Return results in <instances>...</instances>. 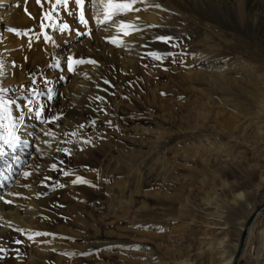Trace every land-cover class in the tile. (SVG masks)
Instances as JSON below:
<instances>
[{
    "label": "bare ground",
    "instance_id": "obj_1",
    "mask_svg": "<svg viewBox=\"0 0 264 264\" xmlns=\"http://www.w3.org/2000/svg\"><path fill=\"white\" fill-rule=\"evenodd\" d=\"M47 1L55 3V0ZM35 2L0 0V24L10 25L15 20L19 24L21 20L28 22L25 7L28 10ZM134 7L140 10L119 14L114 17V22H101L104 20L101 0H84L85 25L80 22V8L75 0H69V14L66 17L68 28L87 30L83 35L84 40L78 43L81 45L56 54L62 62L58 69L50 67L51 59L44 54L43 48L41 53L36 54L44 66L42 72L58 83L60 105L54 111H58L62 118L54 122L47 119L44 123H38L35 117L41 106L36 105L34 108V105L29 104L26 99L30 97L28 94L26 98H17L11 108L16 135L22 143L15 150H8V155L0 159V197H3L0 199V247L5 249L0 252V262L60 264L64 262L63 255L67 250L75 258V249L79 248L84 238L66 226V216L57 207L63 197L70 196L73 200L83 194L89 195L91 199L103 200L107 204L105 213L112 218L117 220L128 217L134 193L140 194L143 187L144 173L140 164L126 159L124 164L128 174L116 180L114 170L117 167L108 172L109 165L104 169L102 165L94 168L93 163H87L81 169L76 158H72L74 153L71 147H85L80 127L85 110L93 111L106 106L112 98L117 106L122 102V81L135 75V71L141 72L142 65L137 55L143 51L144 46L151 41L168 44L157 39L159 36L170 37L164 16L189 13L192 20L199 21L206 29L202 42L214 45L218 41L217 44L223 45L226 50L222 56L220 54L219 60L215 59V54L214 58H208L211 54L207 53L209 56L197 62L202 68L194 74V77L206 84L202 91H205L203 97L206 99V112L200 111L203 123L199 127L205 130V143L201 141L204 153L200 154V151L191 154L192 151H185L183 158L201 161L205 177L202 178L201 187L190 189L186 196L179 194L180 199H174V205L178 217H181L178 224L181 229L178 231L187 230L193 235L194 229L200 247L195 253V259L191 253H187L185 258L177 254L179 259L176 263L240 264L249 238L257 236V251L255 257H250L249 264H264V224L257 225L264 212V0H138ZM57 9H64V6ZM121 20L135 26L134 29H127L128 35L116 26ZM112 37H116L118 43H113ZM19 44L11 35L3 34L1 37L0 33V62L3 63L0 79L13 85L26 77L27 62L24 59L27 58L23 55L25 46L18 48ZM230 48L234 52L229 53ZM244 52L250 57H259L261 61L258 63L256 59L248 63L240 56ZM31 54H27L28 57ZM70 56L96 63L76 64L74 71L69 72L67 63ZM14 57L17 58L15 61ZM111 61L118 69L114 76L117 81L112 83L109 79L110 85L107 89L103 87L106 90L101 92L98 83L103 76L111 78L108 69ZM29 86L25 80L18 87L27 90ZM97 96L103 99H95ZM154 98L158 100L157 96ZM46 108L53 109V106L51 104ZM117 135L124 137L120 133ZM71 140L73 145H66ZM135 140L143 142L142 138ZM116 148L120 155L126 156L123 147L117 145ZM63 149H68L67 155ZM53 165L56 167L53 168ZM25 172L30 175L25 176ZM134 174L137 175V182L129 193L130 198L125 201L127 191L130 190L129 177ZM77 176L88 182L73 184L72 180ZM163 195L167 197L169 194L164 191ZM45 203L55 204L60 217L55 216L56 219H53L52 215L48 216L43 209ZM121 204H126V210ZM38 232L41 235H36ZM96 232L100 235L99 230ZM170 234L168 236L173 243L168 251L174 254L177 238ZM51 237L54 238L52 244L48 243ZM68 239L71 244L68 246L67 243L66 247L63 241ZM18 240L21 243H16ZM165 247L168 248L169 244ZM68 264H75L74 259H70Z\"/></svg>",
    "mask_w": 264,
    "mask_h": 264
},
{
    "label": "rangeland",
    "instance_id": "obj_2",
    "mask_svg": "<svg viewBox=\"0 0 264 264\" xmlns=\"http://www.w3.org/2000/svg\"><path fill=\"white\" fill-rule=\"evenodd\" d=\"M41 4L42 6L38 5L36 0L34 6L29 7L27 12L25 11L28 22L21 20L19 24V21L15 20L10 25L0 24L1 37L3 34L11 35L21 43L18 48L25 46V50L27 49V52L23 51V55L27 58L24 59L27 62L26 77L16 81L15 86L9 81L0 79V88L8 89L7 92L0 95L5 100L11 99L14 102L19 97L26 98L27 94L30 95L26 98L27 102L31 99L34 108L36 105L41 106V115L35 117L38 123H44L47 119L53 122V116H56L57 119L62 116L58 111L57 113L54 111V108L58 109L57 107L60 105V98L57 95L58 83L52 78L46 77V74L42 72L44 66L36 54L41 53L43 48L44 54H47L51 59L50 67L58 69L62 62L56 54L62 50L67 52L81 45L78 43L84 40L85 36L78 35V32L85 33L87 31H77L71 28L65 29L67 33L61 31L60 28L66 23V17L69 14L67 9H56L52 13V20H43L44 13L51 11V3L41 0ZM18 18L20 17L16 19ZM164 19L169 31L168 36L173 39L168 44H156L151 41L147 46H144L143 51L137 55L142 65L141 72L135 71V75L122 81L124 87L121 96L122 102L117 106L114 102L115 99L112 98L106 106L95 108L93 111L85 110L81 122L85 147L83 145L71 147L74 153L72 158H76L81 169L87 163H93L94 168L102 165L104 169L109 165L108 172L117 167V170H114L116 180H120L128 174V169L124 164L126 159L131 163L140 164L144 173L142 191L140 194L134 193L133 205L128 209V217L117 220L105 213L107 204L102 202L103 200L91 199L89 195L85 194L76 197L73 199L74 201L70 196L61 198L60 207H57L63 211L67 222L69 221V223L66 222V226L76 230L77 234H82L84 241H81L79 248L75 249L76 259L72 255L73 253L67 250L63 255L64 262L60 264H68L70 259H74L75 264H177L179 257L182 255L181 257L185 258L187 253H191L195 259V253L200 247L197 232L193 229V235H191L187 230L178 231L181 229L178 225L181 222V217H178L179 213L175 209L174 199L179 200V194L182 193L181 196H186L190 189L201 187L203 176L205 177L201 161L200 163L198 159L192 161V158L189 160L183 158L185 151H192L191 154H197L196 152L200 151V154L204 153L202 142L205 143V134H203L205 130L204 127L200 129L199 127L203 123L201 114L203 111L206 112L205 91L202 92L206 84L196 76L194 77L195 72L202 68V65L197 62L210 54L208 58L215 57L219 60L220 54L222 56L226 49L223 45L217 44L218 41L214 45L202 42L204 34L207 33L206 29L199 21L192 20L189 13L172 17L164 16ZM42 20L45 25L43 29L41 28ZM13 27L18 30L31 31H28L26 36L16 35L9 31ZM44 33H47L51 39H45ZM215 36L217 38V35ZM230 52H234V50L230 48ZM26 53L32 54L28 57ZM152 53H156L160 59H156ZM214 54H217L218 57ZM240 56L248 63H252L256 59L257 62L261 61L259 57H250L245 52ZM16 59L14 57L13 61ZM56 64L59 66H53ZM115 65V63L112 64V61L108 65L111 78L101 77V81L98 83L101 92L108 88L110 80L113 81L112 83L117 81L114 77L118 71ZM25 80L30 84L27 90L18 87ZM199 83H202L203 86ZM155 96L158 100H155ZM51 104L53 109L48 108L47 110L46 107ZM10 107L12 108L13 105ZM119 133L124 137L120 138L117 135ZM136 138H142L143 142H138L135 140ZM72 141H68L66 145L72 146ZM196 143L201 145H197L196 148ZM117 145L126 150V156L119 154ZM66 153L65 155H67ZM103 180H105V176ZM128 182L130 190L127 191V195L135 186L137 175L130 176ZM117 188L116 186V192L119 191ZM164 191L169 194L167 197L163 195ZM127 195L125 201L130 198V195ZM125 205L121 204V207L123 208ZM43 209L46 214L48 213V216H53V219H56L57 216L60 217L53 203L43 204ZM124 210H126L125 207ZM98 220L100 221L98 222ZM263 224L264 212L257 222L259 226ZM173 226L174 234H172ZM97 230L100 231V235H97ZM168 232L177 238L174 244L176 246L174 254L168 251L170 244L173 243ZM48 243H54V238L51 237ZM67 243H69L68 246L71 244L69 239L63 241L66 247ZM168 244L169 247H165ZM245 246L240 264H249L250 257H255L258 246L257 236L249 238V242ZM172 259L176 260L173 262ZM180 259L182 260V258ZM0 264L6 263L1 261Z\"/></svg>",
    "mask_w": 264,
    "mask_h": 264
},
{
    "label": "snow or ice",
    "instance_id": "obj_3",
    "mask_svg": "<svg viewBox=\"0 0 264 264\" xmlns=\"http://www.w3.org/2000/svg\"><path fill=\"white\" fill-rule=\"evenodd\" d=\"M138 2V0H101V3L103 5L104 8V20L101 22H107V21H113L114 22V17H116L119 14H123V13H127L129 11H139L140 9L135 8L134 5ZM69 0H55L54 4H51V11H47L44 13L43 16V20H52L53 19V15L52 13L61 5L64 6L65 9H67ZM76 5L80 8V22L84 23L85 25L87 24V21L84 17V13H83V4H84V0H75ZM37 4L41 5V0H37ZM156 7H160V5H156ZM25 11L27 12V7H25ZM30 15V14H29ZM41 23V28L43 29L45 27L44 23ZM49 26H55V25H49ZM116 26L118 28H120L125 35H128L129 32L127 31V29H134L135 26L131 25L129 23H126L125 21L121 20L118 24H116ZM69 27V25H67L66 23L63 24V26H61L60 30L63 31L65 29H67ZM10 32L15 33L16 35H28V31H23V30H18L16 28H10L9 29ZM78 35H84V33H79ZM45 39L50 40L51 37L47 36V33H44ZM39 38V37H37ZM158 40L164 41V42H169L171 41V37H167V36H159L157 37ZM111 41L113 43H118V39L116 37H112ZM153 56L156 57V59H160V57L156 54V53H152ZM96 63L93 60H89V61H84V60H77L74 59L73 57H68V63H67V70L69 72L74 71V65L76 64H82V63ZM55 67H58L59 65H53ZM3 67V63L0 62V68ZM105 83H108V81H105ZM8 89L5 88H0V94L7 92ZM51 98V97H50ZM95 99L98 100H102L103 97L97 96L95 97ZM29 104L32 103L31 100L28 101ZM14 104V101L11 99H7L5 100L3 98L2 95H0V159L5 158L8 155V150H15V148L17 147V145H19L20 143H22V141L20 140L19 136L16 135V127H15V123L13 122V117H12V109H11V105ZM37 116L41 115L40 111L36 112ZM57 119L56 116L52 117V121L54 122ZM5 121H7V123H5ZM93 123H95L93 121ZM80 127H83V125H81ZM73 135H75V133H73ZM63 151L67 152L68 149H63ZM53 168L56 167V165L52 166ZM25 176L30 175V173L25 172L24 173ZM64 175H68L67 172L64 173ZM88 181H86L83 177L77 176L75 179L72 180L73 184L76 183H87ZM64 185H60V187H63ZM0 199H3V197H0ZM5 203H12V201H5ZM36 235H41V233H36ZM44 235H47V233H45ZM16 243H21V241H16ZM5 249L0 247V252H4Z\"/></svg>",
    "mask_w": 264,
    "mask_h": 264
},
{
    "label": "water",
    "instance_id": "obj_4",
    "mask_svg": "<svg viewBox=\"0 0 264 264\" xmlns=\"http://www.w3.org/2000/svg\"><path fill=\"white\" fill-rule=\"evenodd\" d=\"M243 235H244V234L242 233V235H241V242L243 241Z\"/></svg>",
    "mask_w": 264,
    "mask_h": 264
}]
</instances>
